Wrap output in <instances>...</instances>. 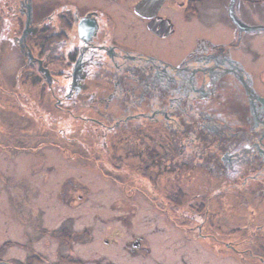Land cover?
<instances>
[{
    "label": "flooded vegetation",
    "instance_id": "flooded-vegetation-1",
    "mask_svg": "<svg viewBox=\"0 0 264 264\" xmlns=\"http://www.w3.org/2000/svg\"><path fill=\"white\" fill-rule=\"evenodd\" d=\"M15 1L20 4L19 15L15 13L17 5L6 0L3 10L7 6L8 14L0 4V21L23 25V55L30 59L25 62L24 79H16L13 71L11 79L2 81L10 88L0 86L9 92L8 105H0V120L10 127L7 133L0 132V137L4 136L0 140H6L0 141V202L5 204L0 206V216L29 223L31 229L46 235L43 223L49 207L59 214L74 212L90 200L89 186L70 174L56 180V189L61 188L55 195L58 204H44L48 193L43 187L52 182L46 172L52 170V176L58 173V165L49 161L48 145L56 147L50 155L59 163L92 161L65 151L60 143L47 142V86L56 82L62 95L55 100L63 111L60 117L81 120L89 134L99 135L95 144L105 151L103 162L110 165L109 158L112 160L116 175L119 161L126 165L127 160H137L139 169L148 172L154 182L162 173L167 180L186 177L188 182H203L202 178L209 182L211 189L208 193L206 185V195L210 199L204 201L203 190L196 194L202 199L200 205L179 204L181 190L174 195L176 202L169 200L171 205L165 209L167 213L177 210L185 225L181 230L187 233L181 237L186 240L177 245V254L162 256L163 260L152 255V259L170 264L208 263V259L188 252L194 242L199 252L211 253L221 262L248 260L256 264L257 259L264 264V234L254 242L250 235L242 244L248 256L234 254L242 252L236 249L238 241L224 240L212 232L219 230L215 223L222 225L226 222L223 217L230 219L237 210L243 222L236 228L251 233L264 228V0ZM214 31L222 37L215 38ZM11 38L16 42V36ZM157 48L162 55L154 52ZM38 74L40 78L33 79ZM34 82L39 85L40 111L32 107L31 96H27V105L22 101L25 86H36ZM64 83L70 84L65 94ZM15 95L19 107L26 111L16 107ZM36 119L41 128L33 130ZM63 119L57 123V132L70 139ZM154 125L163 132L161 137L151 135L157 132L152 130ZM131 129L138 132L132 137L135 142L126 141L119 147V133ZM71 140L74 152L80 155L81 139ZM18 163L23 165L17 167ZM29 167V173H17ZM186 173L188 176L183 175ZM110 179L118 185L116 177ZM259 214L263 215L261 222L254 217ZM72 220H62L53 228L61 232L62 240L56 251L58 260L50 264L70 257L62 253V247L68 243L63 240L74 241ZM188 221L193 224L186 228ZM126 222L133 227L131 220ZM0 229L6 230L1 225ZM35 233L29 230L22 241H3L0 264L44 262L45 255L33 251ZM110 237H103L102 242H118ZM138 243L136 239L129 245ZM221 246L235 251L226 253ZM17 247L26 250L25 260L6 256ZM145 251L148 255L151 250L147 247ZM70 259V264L80 261Z\"/></svg>",
    "mask_w": 264,
    "mask_h": 264
},
{
    "label": "rangeland",
    "instance_id": "rangeland-1",
    "mask_svg": "<svg viewBox=\"0 0 264 264\" xmlns=\"http://www.w3.org/2000/svg\"><path fill=\"white\" fill-rule=\"evenodd\" d=\"M11 1L17 5L15 7V13L18 16L20 12V4L15 0ZM6 3V0L0 2L2 6V12L5 15L8 14L7 6H5V10H3V6ZM22 29L23 25H20L18 21H14V23H8L5 21V19L0 21V86H5L6 89H9L10 86L6 87V84L2 81L11 79L13 71L16 72V79H24L22 74L25 73L24 70L27 68L25 62L26 60L28 62L30 59V56H26V54L23 55L24 44L23 35L21 33ZM12 36H16L17 43L11 38ZM214 36L215 38L222 37L215 31ZM157 50L158 52H154L158 55H162L159 53L161 50L158 48ZM56 74L57 73L54 72V75L57 78ZM34 78L39 79V74L34 76L33 79ZM33 84L36 86H32L30 88L25 86L22 96L26 95V98L22 97V101L27 105L29 103L27 96H31L29 101H33L34 105L32 107H35V110L40 111L38 99L39 85L35 82ZM64 84L65 87H63V94H65V92L70 88V84L69 86L67 83ZM19 87L22 89L24 88V86ZM57 90L58 87L56 86V82L52 86H47L48 102L46 104L45 110L47 112V142H53L54 144L60 143L62 144L65 151L73 152L78 158L79 156L91 158L92 161L82 162V160H80L78 162L70 161V163L60 162V164L58 158H51L50 155V152L53 149H56V147H54L52 144L48 145L49 147H47V151L49 161L52 164L58 165V173L56 176H52L54 175V172H51L52 170L49 169V171L46 172L48 175V180L52 179V182L43 187L48 193L44 204H47V206L58 204L55 195L59 190H61V188L56 189V180L61 179V176L63 179H65L66 176L70 174L75 176V180H81L89 186L91 190L90 200H87L83 207H81L78 211L75 210L74 212L64 211L63 213L59 214L55 208L49 207L48 213L47 211L45 212L47 217L44 216L46 221L43 223V225L46 227V235H41L40 232L35 231L33 228L31 229L29 223H24L19 220L13 222L10 217H8V215V221H6V216H0V225L2 227L5 226V229L7 230L0 229V244L8 238L21 241L25 240L26 234L29 230H31L32 232H36L32 235V247L34 248L33 251L43 256L45 255L44 262L35 260V264H50V262L55 263L56 260H58L56 251L58 249V244H60L59 241L62 240V237H60L61 232H58L57 229L53 228L59 225L62 220L65 223L67 222L68 218H73V220L69 222L71 225H74L73 231L75 232H71V238H73L74 241L69 239L63 240L68 241V243L62 247V253L73 258H79L80 261H77V264H170L169 262L164 263L163 261L158 263L155 261V259H152V255L161 258L162 256L170 253H172V255L177 254L175 253L177 245L182 244V242L186 240V237H181V235L187 233L185 232V229L181 230V228H185V225L180 223L181 218L179 217L180 215L177 210L170 213L168 212V214L165 208L167 207L168 209V207L171 205L169 200L176 202L174 195L178 192V190L183 191V196L177 199L178 203L183 206L192 207L200 205L202 199L201 197H196V194L201 192V190L205 192V194L203 193L204 201H207L210 199L209 196L207 197L211 189L209 188V182L206 184V178L202 177L201 178L203 182H201V180H192L193 182H188L189 180L186 177L180 179L179 181L174 179L167 180L165 179L166 177L163 175V173L160 175L159 179L154 182L153 179H149L148 172H144L139 169V162L137 160H127L126 165H123L119 161V176L116 175V170L113 166L112 160L107 156L110 160L108 161L110 165L103 162V158H105V151L103 148H97V145L95 144L99 142L98 140H100L99 135L97 137L89 134L87 125L85 129V124L81 120L71 119L65 121V119L60 117L63 111L56 107L55 100L57 96L60 97L62 95H60L61 92ZM8 94V91H5L2 89V87H0V100H2L0 105H8L9 100L8 97H6ZM14 101H16V107H19L20 103L17 100V96ZM20 110L26 111L21 108ZM61 119L64 121L62 124L67 128V135L70 139L61 137V135L57 132V128L59 126L57 123ZM73 121L75 124H72ZM154 126V128L149 126L153 128L152 130H157V132L152 131L153 133L151 135H156V138L161 137L163 132L160 131L161 129H159V127H157L158 125ZM39 128H41L40 120L36 119L33 130H38ZM9 129L10 127L7 124H3L0 120V132L7 133ZM85 130L87 131L86 133ZM134 130L135 129H131L129 131L123 130L119 133V147L126 141L127 143L135 142L132 137H137L138 132H135ZM144 131L147 132L148 129L144 128ZM77 136L84 142L83 144L81 143L82 141L79 140L80 145L78 146V150L80 151V155L79 153L77 155V152H74L75 142L71 140ZM3 137L4 136H1L0 138ZM144 139L147 141L149 140L147 137ZM0 141L5 142L6 140ZM65 156H67V154ZM22 165V163H18L17 167H21ZM38 168L39 167L36 169ZM108 168L111 170L110 172L108 171ZM30 170L31 167L24 171H17V173L25 175V173H29ZM183 175L188 176L187 173ZM110 176H114L118 179L119 183L117 184L119 186L114 185L115 181L110 179ZM206 185H208L209 191L206 188ZM207 191L208 193L206 195ZM0 201L2 200L0 199ZM2 205L3 207L5 206L4 202H0L1 207ZM93 207H95L94 210H91ZM110 208H114L116 210H111ZM21 209L25 210V208ZM36 211H38V208H36L35 212ZM103 212H105V214H103ZM261 216L263 215L259 214L257 216L255 215L254 217L261 222L263 220V217L261 218ZM223 218L226 220V222L222 221V225L215 223L214 227H220L217 232H212L217 233L218 236L224 240L238 241V243L235 242V244H237L236 249H239V251L242 252L221 246L223 251L229 254H233L235 251L234 254L236 255H248L249 252L244 251L247 247L242 246V244L245 243V240L250 239V235L253 242L256 239H259L264 234V228L256 233L243 230L244 228H236L238 224L243 222V217L240 213H238V210L235 211L232 216H230V219L225 217ZM231 218L234 221H232ZM128 219L131 220L133 227L132 225L127 224L126 221ZM191 223L192 221H188L186 223V228H189V225L193 224ZM178 228H180L181 231H179ZM55 232H57L56 237L58 238L52 236V233ZM194 232L196 233L197 231L193 230V233ZM144 235L146 236V239L143 237ZM105 236L116 238L118 242L115 244L111 243L105 245L102 242V238ZM136 239L140 240L141 243H138L140 246L129 245ZM189 242L190 241H188V243ZM251 246L254 247L253 245ZM147 247L151 250L148 255L147 253L145 254ZM195 248L197 251L193 252L192 250ZM179 249L180 248H178V250ZM188 249L189 253L191 252V254L193 253L198 255L199 258L202 259H208L209 262L206 264H251L248 260L246 262H243L242 260L236 263L230 261L221 262V260L214 257L211 253L199 252L200 247L198 244H194V242H192V245H189ZM258 249L259 248H256V251H258ZM184 251L186 253V249ZM37 253H35V255H37ZM6 256L8 258L10 257L25 260L26 250L17 247L15 251L8 252ZM70 257L66 256V258H64L59 264H70L72 262L70 261ZM141 259L143 261H147V263L139 261ZM211 259L213 262H211ZM150 260L154 262H150ZM161 260L163 259L161 258ZM256 261V264H263L257 259Z\"/></svg>",
    "mask_w": 264,
    "mask_h": 264
},
{
    "label": "bare ground",
    "instance_id": "bare-ground-1",
    "mask_svg": "<svg viewBox=\"0 0 264 264\" xmlns=\"http://www.w3.org/2000/svg\"><path fill=\"white\" fill-rule=\"evenodd\" d=\"M20 84H18V86H19Z\"/></svg>",
    "mask_w": 264,
    "mask_h": 264
}]
</instances>
